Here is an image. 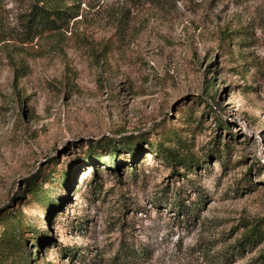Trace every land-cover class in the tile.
I'll return each instance as SVG.
<instances>
[{"label":"rangeland","instance_id":"374dc122","mask_svg":"<svg viewBox=\"0 0 264 264\" xmlns=\"http://www.w3.org/2000/svg\"><path fill=\"white\" fill-rule=\"evenodd\" d=\"M35 4L0 0V264H264V0Z\"/></svg>","mask_w":264,"mask_h":264},{"label":"trees","instance_id":"16d2710c","mask_svg":"<svg viewBox=\"0 0 264 264\" xmlns=\"http://www.w3.org/2000/svg\"><path fill=\"white\" fill-rule=\"evenodd\" d=\"M67 0H38V4H35L33 8V12L29 15L28 19V30L30 33L37 34L39 32H55L59 31L63 28L65 22L67 19L74 18L73 16L75 13L71 12L68 8H63L62 4ZM43 3L44 5L41 7L39 4ZM113 142L109 139H103L99 142L98 146L105 149L106 154H109L111 157V160L115 166L118 165L117 163V151L115 148H113ZM158 152H162L164 154L165 159H171V151L169 149H166L162 145L158 146ZM95 147L90 146V150L85 154L86 155V162L91 163L93 165H97L99 163H102V159L100 158L101 155H98L96 152ZM133 151V150H131ZM167 154V155H166ZM134 161L137 160V156L134 155ZM221 158V157H220ZM84 161V160H83ZM72 178H69V181H71ZM38 184H34L31 192L37 196L40 197V195H44L45 192H38ZM45 196H42V201L46 203L47 205L52 206L53 203L50 199H47V202L45 201ZM0 220H9V217H1ZM10 223V221H8ZM5 227L7 228L6 235H7V245L12 250L17 249V253L19 250H21L23 247L21 243L16 241V238L14 234L16 232H20V234H23L21 231V225L18 221L17 223L13 224L12 227H8V223H6ZM258 235V233L251 234L249 236V240L255 241V237ZM255 236V237H254ZM253 238V239H252ZM73 257V256H72ZM24 263H29V260L26 258L24 259Z\"/></svg>","mask_w":264,"mask_h":264}]
</instances>
